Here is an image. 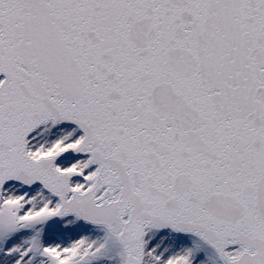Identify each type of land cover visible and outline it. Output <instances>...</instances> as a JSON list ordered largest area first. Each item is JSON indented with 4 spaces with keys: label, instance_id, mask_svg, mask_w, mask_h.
Masks as SVG:
<instances>
[{
    "label": "snow or ice",
    "instance_id": "1",
    "mask_svg": "<svg viewBox=\"0 0 264 264\" xmlns=\"http://www.w3.org/2000/svg\"><path fill=\"white\" fill-rule=\"evenodd\" d=\"M0 264H264V0H0Z\"/></svg>",
    "mask_w": 264,
    "mask_h": 264
}]
</instances>
